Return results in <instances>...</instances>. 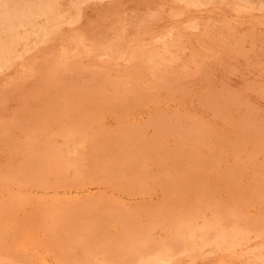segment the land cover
I'll return each instance as SVG.
<instances>
[{
  "label": "rangeland",
  "instance_id": "rangeland-1",
  "mask_svg": "<svg viewBox=\"0 0 264 264\" xmlns=\"http://www.w3.org/2000/svg\"><path fill=\"white\" fill-rule=\"evenodd\" d=\"M38 1L44 3V7L39 9L42 12L37 10L35 13H31V17L28 15V19L26 17L25 21L18 18H15L14 21L13 18L7 19L6 16L1 14V17L0 15L2 18L0 19L2 22L0 23V41L5 48L11 45V49L6 51V55L4 54L0 60V263L35 264L38 260L39 262L36 264H43V262L44 264H53V261H57L54 264H94L95 262L97 264H109L110 262V264H123L121 263L123 260L124 264H136L137 262V264H175L176 258L178 259L176 264L178 262L180 264H252V261L255 264L257 261V264L264 263V0H130L131 2L129 0H87V3L86 0H3L2 2L6 4L7 10H15L18 7L33 6ZM262 5L263 7H260ZM74 6L76 10H74ZM185 6L188 8L186 9ZM161 7L162 11L160 10ZM183 7L185 8L183 9ZM149 12L151 13L148 14ZM233 12L239 15L236 16ZM202 14L204 15L202 16ZM223 15L229 18L223 17ZM152 16L158 18L155 19ZM177 18L179 19L176 21ZM119 20L123 22H119ZM45 21L47 22L45 23ZM182 23L183 25H180ZM153 26L155 28H152ZM199 28H202L201 31ZM222 29L229 33H225L226 31ZM142 31L147 33H142ZM222 31L224 32L222 33ZM232 31L233 33H230ZM260 34L263 36L261 37ZM15 36H18L19 39ZM171 37L173 38L171 39ZM237 38L239 41L236 40ZM48 39L53 41L50 42ZM69 40L72 41V45L75 44L72 46ZM109 41L112 43L110 44ZM107 42L110 45L106 44ZM200 43L201 45H199ZM51 45L54 47H50ZM108 49L110 50L109 53ZM115 49L120 51H115ZM125 50L128 52L126 53ZM175 51L179 53L180 57ZM168 54H170L171 60ZM200 54L202 55L200 56ZM134 55L142 58L139 57V60L138 56ZM92 57H96L95 60ZM180 62H182L183 67ZM177 63L179 64L177 65ZM141 64L143 67H140ZM168 64L170 65L168 66ZM230 66L234 68L232 69ZM261 68L263 69L261 70ZM134 73L135 75H133ZM106 83L109 85L106 86ZM150 99H156V102ZM162 103H165L164 106ZM195 116L200 120H197ZM188 118L189 120H187ZM193 121L195 122L193 123ZM87 138L89 139L87 140ZM84 148L85 150H83ZM145 150L147 151L145 152ZM90 152L91 155L88 154ZM154 154L158 156L156 157ZM139 156L141 157L139 158ZM65 161L68 166H65ZM68 162H72L73 165ZM73 168L75 171L77 169L78 172H75ZM50 177H53L54 180ZM59 179L60 182H57ZM87 179L88 181H86ZM154 179L155 181H153ZM235 181L239 184H236ZM194 205L197 206H195L196 211L193 209ZM188 209L189 212L191 209L190 215L187 212ZM211 209L219 210L214 213ZM248 210L249 212H247ZM197 211H200L199 213L202 215L197 214ZM195 212L199 217L198 219ZM237 213H239V217ZM242 214L247 221L243 219ZM248 214L249 216H247ZM226 216L229 217L228 220L225 219ZM232 218H234L233 223L230 221ZM235 218H241L239 221L241 224L244 223V227L241 226L238 219L235 222ZM175 220L177 221L175 222ZM221 223L224 226L220 225ZM251 224H254L255 229L251 230L253 227ZM257 224L260 225L257 226ZM183 226L184 229H182ZM234 226L237 231H235ZM229 227L232 228V233L228 229ZM260 229L263 231L261 232ZM173 230H175V234H172V232L174 233ZM239 230L243 231V234ZM135 231H139V233ZM141 231L147 235H143ZM176 233L178 234L176 235ZM199 233L202 235L200 236ZM142 235L146 236L144 241L141 239ZM133 237L136 238V241L132 239ZM162 237L166 241L161 240L162 242H159ZM173 238L177 239L174 240ZM138 239H141L138 241L140 244L137 242ZM130 240L134 241L135 244ZM146 240L147 243H145ZM247 241L248 243H246ZM130 242L131 245L134 244L132 247ZM141 242L144 243L142 246ZM149 242H152V245ZM169 242L174 245L172 246ZM124 244L126 247H123ZM138 244L139 249L137 246L135 248V245ZM146 244L150 245L144 246ZM158 244L159 247H157ZM233 244L238 245L235 247ZM178 245H182L179 246L181 250ZM186 245H188V249ZM260 245L262 246L260 247ZM174 246H176V250ZM151 247L153 250L149 252ZM145 248L146 250H144ZM156 248L157 250L154 252ZM119 250L121 253L123 251V253L128 254L127 257L123 253L121 255ZM132 250H136V253ZM193 253L197 257L196 255L193 256ZM114 254L115 256H113ZM173 254L177 255L174 256ZM50 255H53V258ZM136 255L137 258L139 257L138 259ZM150 257L151 260L148 259ZM43 258H45L44 261ZM96 258H98L99 263ZM116 258H120L121 261ZM152 258L156 261L153 262ZM48 259L49 261H46ZM51 259L53 260L51 261ZM92 259H95V262Z\"/></svg>",
  "mask_w": 264,
  "mask_h": 264
},
{
  "label": "bare ground",
  "instance_id": "bare-ground-1",
  "mask_svg": "<svg viewBox=\"0 0 264 264\" xmlns=\"http://www.w3.org/2000/svg\"><path fill=\"white\" fill-rule=\"evenodd\" d=\"M2 1H3V0H2ZM2 1H0V15L2 14V15H4V16H6L7 19H12V18H13V20H14L15 18H18V19H20L21 21H23V20L25 21V20H26V17H27L28 15L31 17V15H30L31 13H33V12L35 13V11H37V10H39V9L41 10V9L44 7V3H43L42 1H38V2L35 3L33 6H26V7L24 6V7H18V8H16L15 10H7V8H6L7 6H6V4H5L4 2H2ZM18 1H20V0H18ZM21 1H22V0H21ZM54 1H55V0H54ZM68 1H69V0H68ZM76 1H78V0H76ZM119 1H120V0H119ZM129 1H130V0H129ZM146 1H147V0H146ZM182 1H183V0H182ZM205 1H206V0H205ZM220 1H221V0H220ZM220 1H219V3H220ZM27 2H28V1H27ZM32 2H33V1H32ZM35 2H36V1H35ZM79 2H80V1H79ZM83 2H84V1H83ZM85 2L87 3V0H86ZM100 2H101V1H100ZM130 2H131V1H130ZM138 2H139V1H138ZM138 2H137V4H138ZM174 2H175V1H174ZM53 3H54V2H53ZM158 3H159V2H158ZM196 3H198V2H196ZM196 3H195V4H196ZM248 3H249V2H248ZM251 3H252V2H251ZM260 3H261V2H260ZM9 4H10V3H9ZM28 4H29V3H28ZM71 4H72V3H71ZM77 4H78V3H77ZM117 4H120V3H117ZM121 4H122V3H121ZM128 4H129V3H128ZM179 4H180V2H179ZM187 4H189V3L187 2ZM191 4H192V3H191ZM191 4H190V5H191ZM30 5H31V4H30ZM57 5H58V4H57ZM75 5H76V4H75ZM99 5H100V4H99ZM110 5H111V4H110ZM134 5H135V4H134ZM142 5H143V4H142ZM144 5H145V4H144ZM160 5H161V4H160ZM163 5H164V4H163ZM184 5H185V4H184ZM207 5H208V4H207ZM232 5H233V4H232ZM243 5H244V4H243ZM249 5H250V4H249ZM260 5H261V4H260ZM263 5H264V4H263ZM263 5L260 6V7H263ZM11 6H12V5H11ZM52 6H53V4H52ZM88 6H89V5H88ZM123 6H124V5H123ZM137 6H138V5H137ZM187 6H188V5H187ZM187 6H185L186 9L188 8ZM198 6H199V5H198ZM202 6H203V5H202ZM209 6H211V5L209 4ZM217 6H218V9H219V5H218V4H217ZM221 6H222V5H221ZM221 6H220V7H221ZM234 6H235V5H234ZM234 6H233V7H234ZM47 7H48V6H47ZM74 7H75V6H74ZM74 7H73V8H74ZM104 7H105V6H104ZM107 7H109V6H107ZM115 7H116V6H115ZM159 7H160V6H159ZM165 7H166V6H165ZM185 7H183V9H184ZM207 7H208V6H207ZM207 7H206V8H207ZM213 7H214V6H213ZM222 7H223V6H222ZM230 7H231V6H230ZM236 7H238V6H236ZM241 7H242V5H241ZM13 8H14V7H13ZM13 8H12V9H13ZM51 8H52V7H51ZM59 8H60V7H59ZM80 8H81V7H80ZM80 8H79V9H80ZM100 8H101V7H100ZM105 8H106V7H105ZM169 8H170V7H169ZM176 8H177V7H176ZM194 8H195V7H194ZM194 8H192V9H194ZM216 8H217V7H216ZM223 8H224V7H223ZM234 8H235V7H234ZM45 9H46V8H45ZM77 9H78V8H77ZM112 9H113V8H112ZM122 9H123V8H122ZM167 9H168V8H167ZM170 9H171V8H170ZM196 9H197V8H196ZM199 9H200V7H199ZM230 9H231V8H230ZM235 9H236V8H235ZM241 9H242V8H241ZM246 9H247V8H246ZM248 9H249V8H248ZM40 10H39V11H40ZM52 10H54V9H52ZM74 10H76V7H75ZM81 10H82V9H81ZM132 10H133V9H132ZM152 10H154V9H152ZM160 10L162 11V7H161ZM210 10H213V9H210ZM225 10H226V9H225ZM237 10H238V9H237ZM45 11H47V10H45ZM55 11H56V10H55ZM77 11H78V10H77ZM126 11H127V10H126ZM168 11H170V10H168ZM177 11H178V10H177ZM177 11H175V12H177ZM183 11H184V10H183ZM185 11H186V10H185ZM187 11H188V10H187ZM187 11H186V12H187ZM195 11H196V10H195ZM204 11H205V10H204ZM229 11H231V10H229ZM229 11H228V12H229ZM232 11H233V10H232ZM243 11H245V10H243ZM258 11H259V9H258ZM262 11H263V10H262ZM40 12H42V11H40ZM104 12H105V11H104ZM110 12H111V11H110ZM131 12H134V11H131ZM147 12H148V11H147ZM151 12H152V11H151ZM151 12H149L148 14H150ZM158 12H159V11H158ZM158 12H157V13H158ZM166 12H167V11H166ZM186 12H184V13H186ZM188 12H189V11H188ZM192 12H193V11H192ZM201 12H202V11H201ZM207 12H208V11H207ZM221 12H222V11H221ZM239 12L241 13V11H239ZM259 12H261V11H259ZM43 13H44V11H43ZM48 13H49V12H48ZM51 13H52V12H51ZM64 13H65V12H64ZM107 13H108V12H107ZM111 13H112V12H111ZM136 13H137V12H136ZM171 13H172V12H171ZM177 13H178V12H177ZM179 13H180V12H179ZM202 13H203V12H202ZM211 13H212V12H211ZM216 13H217V12H216ZM230 13H232V12H230ZM233 13H234V12H233ZM58 14H59V13H58ZM60 14H61V13H60ZM95 14H96V13H95ZM144 14H145V13H144ZM148 14H147V15H148ZM182 14H183V13H182ZM188 14H191V13H188ZM198 14H199V13H198ZM200 14H201V13H200ZM207 14H209V13H207ZM225 14H226V13H225ZM234 14H235V13H234ZM242 14H243V13H242ZM248 14H249V13H248ZM2 15H1V17H2ZM34 15H35V14H34ZM48 15H49V14H48ZM52 15H53V14H52ZM52 15H51V16H52ZM74 15H75V14H74ZM101 15H102V14H101ZM103 15H104V14H103ZM103 15H102V16H103ZM109 15H110V14H109ZM119 15H120V14H119ZM130 15H131V13H130ZM137 15H138V14H137ZM157 15H158V14H157ZM178 15H179V14H178ZM178 15H177V16H178ZM192 15L194 16V14H192ZM203 15H204V14H202V16H203ZM217 15H219V14H217ZM229 15H230V14H229ZM235 15H236V14H235ZM237 15H239V14H237ZM237 15H236V16H237ZM240 15H241V14H240ZM40 16H41V15H40ZM46 16H47V15H46ZM46 16H45V17H46ZM53 16H55V15H53ZM53 16H52V17H53ZM58 16H59V15H58ZM112 16H113V15H112ZM149 16H150V15H149ZM172 16H173V14H172ZM179 16H180V15H179ZM179 16H178V17H179ZM219 16H220V15H219ZM260 16H261V15H260ZM30 17H29V18H30ZM35 17H36V16H35ZM52 17H51V18H52ZM61 17H62V16H61ZM77 17H78V16H77ZM97 17H98V16H97ZM115 17H116V16H115ZM118 17H119V16H118ZM121 17H124V16L121 15ZM128 17H129V16H128ZM152 17H155V16H152ZM152 17H150V18H152ZM173 17H174V16H173ZM208 17H209V15H208ZM211 17H212V16H211ZM213 17H214V16H213ZM220 17H221V16H220ZM223 17H226V15H225V16L223 15ZM238 17H239V16H238ZM37 18H38V17H37ZM53 18H54V17H53ZM59 18H60V16H59ZM71 18H72V17H71ZM73 18H75V17H73ZM94 18H95V17H94ZM130 18H131V17H130ZM157 18H158V17H157ZM157 18L155 17V19H157ZM160 18H161V17H160ZM170 18H171V17H170ZM179 18H180V17H179ZM179 18H177L176 21H177ZM191 18H192V16H191ZM204 18H205V17H204ZM206 18H207V17H206ZM215 18H216V17H215ZM226 18H229V17H226ZM246 18H247V17H246ZM254 18H255V17H254ZM258 18H259V17H258ZM0 19H2V18H0ZM7 19H6V20H7ZM27 19H28V17H27ZM40 19H41V18H40ZM45 19H46V18H45ZM49 19H50V18H49ZM55 19H56V17H55ZM86 19H88V18H86ZM112 19H113V18H112ZM112 19H111V20H112ZM122 19H123V18H122ZM122 19H121V20H122ZM135 19H136V18H135ZM172 19H175V18H172ZM201 19H202V18H201ZM211 19H212V18H211ZM217 19H218V17H217ZM217 19H216V20H217ZM35 20H36V18H35ZM52 20H53V19H52ZM71 20H73V19H71ZM75 20H76V19H75ZM79 20H80V19H79ZM84 20H85V19H84ZM93 20H94V19H93ZM98 20H99V18H98ZM111 20H110V21H111ZM115 20H116V19H115ZM121 20H119V22H120ZM133 20H134V19H133ZM142 20H143V19H142ZM202 20H203V19H202ZM224 20H225V19H224ZM237 20H238V19H237ZM243 20H244V19H243ZM249 20H250V19H249ZM255 20H256V19H255ZM263 20H264V19H263ZM3 21H4V20H3ZM14 21H15V20H14ZM32 21H34V20H32ZM36 21H37V20H36ZM55 21H56V20H55ZM57 21H59V20H57ZM112 21H114V19H113ZM144 21H145V20H144ZM176 21H175V23H176ZM183 21H184V20H183ZM218 21H219V20H218ZM220 21H221V18H220ZM220 21H219L218 23H220ZM228 21H229V20H228ZM235 21H236V20H235ZM7 22H8V21H7ZM46 22H47V21H45V23H46ZM51 22H52V21H51ZM62 22H63V21H62ZM71 22H72V21H71ZM76 22H77V21H76ZM107 22H108V21H107ZM116 22H117V21H116ZM121 22H123V21H121ZM137 22H138V19H137ZM168 22H169V21H168ZM168 22H167V23H168ZM204 22H205V21H204ZM211 22H212V21H211ZM238 22H241V21H238ZM252 22H254V21H252ZM0 23H2V22H0ZM13 23H14V22H13ZM13 23H12V24H13ZM18 23H20V22H18ZM18 23H17V24H18ZM21 23H22V22H21ZM84 23H85V22H84ZM94 23H96V22H94ZM108 23H109V22H108ZM140 23H141V22H140ZM177 23H178V22H177ZM186 23H187V22H186ZM202 23H203V22H202ZM209 23H210V22H209ZM218 23H217V24H218ZM235 23H236V22H235ZM249 23H250V22H249ZM262 23H263V21H262ZM23 24L25 25L24 22H23ZM27 24H28V23H27ZM32 24H33V23H32ZM52 24H53V23H52ZM63 24H64V23H63ZM76 24H77V23H76ZM110 24H111V22H110ZM118 24H119V23H118ZM132 24H133V23H132ZM169 24H170V23H169ZM172 24H173V23H172ZM205 24H206V23H205ZM212 24H213V23H212ZM217 24H216V25H217ZM243 24H244V23H243ZM258 24H259V23H258ZM7 25H8V24H7ZM43 25H44V24H43ZM46 25H47V24H46ZM48 25H49V24H48ZM92 25H93V24H92ZM96 25H97V24H96ZM111 25H112V24H111ZM114 25H115V23H114ZM122 25H123V24H122ZM127 25H128V24H127ZM180 25H183V23L180 24ZM190 25H191V23H190ZM194 25H195V24H194ZM234 25H235V24H234ZM262 25H263V24H262ZM26 26H27V25H26ZM68 26H69V25H68ZM100 26H101V25H100ZM120 26H121V25H120ZM128 26H129V25H128ZM151 26H152V25H151ZM166 26H167V25H166ZM172 26H173V25H172ZM174 26H175V25H174ZM188 26H189V25H188ZM199 26H200V25H199ZM202 26H203V25H202ZM214 26H215V25H214ZM218 26H219V25H218ZM230 26H231V25H230ZM237 26H238V25H237ZM254 26H255V24H254ZM2 27H3V26H2ZM18 27H19V26H18ZM34 27H35V26H34ZM34 27H33V28H34ZM61 27H62V26H61ZM109 27H110V26H109ZM132 27H133V26H132ZM132 27H130V28L132 29ZM156 27H157V26H156ZM181 27H183V26H181ZM184 27H185V26H184ZM203 27H204V26H203ZM219 27H220V29H221L222 24H221V26H219ZM228 27H229V26H228ZM235 27H236V25H235ZM242 27H243V26H242ZM5 28H6V27H5ZM39 28H41V27H39ZM99 28H100V27H99ZM145 28H146V27H145ZM145 28H144V29H145ZM152 28H155V27L153 26ZM215 28H216V27H215ZM225 28H226V27H225ZM253 28H254V27H253ZM256 28H257V27H256ZM261 28H262V27H261ZM1 29H2V28H1ZM9 29H10V28H9ZM13 29H14V26H13ZM29 29H30V28H29ZM72 29H73V28H72ZM72 29H71V30H72ZM94 29H95V27H94ZM120 29H121V27H120ZM122 29H123V28H122ZM147 29H148V28H147ZM158 29H159V27H158ZM180 29H181V28H180ZM199 29H200V28H199ZM201 29H202V28H201ZM201 29H200V31H201ZM209 29H210V28H209ZM209 29H208V30H209ZM239 29H240V28H239ZM239 29H238V30H239ZM4 30H5V29H4ZM6 30H7V28H6ZM11 30H12V29H11ZM41 30H42V29H41ZM99 30H100V29H99ZM136 30H137V29H136ZM173 30H174V28H173ZM178 30H179V29H178ZM181 30H183V29H181ZM184 30H185V28H184ZM189 30H190V29H189ZM211 30H212V29H211ZM214 30H215V29H214ZM218 30H219V29H218ZM222 30H225V29H222ZM231 30H232V29H231ZM235 30H236V29H235ZM249 30H250V29H249ZM263 30H264V29H263ZM8 31H9V30H8ZM8 31H7V32H8ZM12 31H13V30H12ZM31 31H32V30H31ZM55 31H56V30H55ZM68 31H69V30H68ZM73 31H74V30H73ZM81 31H82V30H81ZM101 31H102V30H101ZM140 31H141V30H140ZM146 31H147V30H146ZM146 31H142V33H143V32L145 33ZM163 31H164V30H163ZM192 31H193V30H192ZM192 31H191V32H192ZM194 31H195V30H194ZM202 31H204V30H202ZM206 31H207V30H206ZM220 31H221V30H220ZM225 31H226V30H225ZM229 31H230V30H229ZM241 31H243V30H241ZM241 31H240V32H241ZM252 31H253V29H252ZM10 32H11V31H10ZM15 32H16V31H15ZM23 32H25V31H23ZM27 32H28V30H27ZM33 32H34V31H33ZM37 32H38V31H37ZM75 32H76V30H75ZM123 32H124V31H123ZM173 32H174V31H173ZM175 32H176V31H175ZM182 32H183V31H182ZM188 32H189V31H188ZM223 32H224V31H222V33H223ZM243 32H244V31H243ZM247 32H248V30H247ZM247 32H246V33H247ZM261 32H263V31H261ZM63 33H64V32H63ZM93 33H94V32H93ZM96 33H98V32H96ZM99 33H100V32H99ZM121 33H122V32H121ZM142 33H141V34H142ZM146 33H147V32H146ZM204 33H205V32H204ZM212 33H213V32H212ZM212 33H211V35H212ZM225 33H229V32L226 31ZM230 33H233V31L230 32ZM253 33H254V32H253ZM5 34H6V33H5ZM33 34H34V33H33ZM39 34H40V33H39ZM41 34H42V31H41ZM60 34H61V33H59V35H60ZM75 34H77V33H75ZM85 34H86V33H85ZM104 34H105V33H104ZM122 34H123V33H122ZM122 34H120V35H122ZM134 34H136V33L134 32ZM137 34H138V33H137ZM195 34H196V33H195ZM237 34H238V33H237ZM243 34H244V33H243ZM254 34H255V33H254ZM262 34H263V33H262ZM7 35H8V34H7ZM17 35H18V34H17ZM24 35H25V34H24ZM31 35H32V34H31ZM52 35H53V34H52ZM64 35H65V34H64ZM81 35H82V34H81ZM88 35H89V34H88ZM92 35H93V34H92ZM117 35H118V34H117ZM129 35H130V34H129ZM191 35H192V34H191ZM199 35H200V34H199ZM217 35H218V34H217ZM219 35H220V34H219ZM223 35H224V34H223ZM223 35H222V36H223ZM225 35H226V34H225ZM230 35H231V34H230ZM250 35H252V34H250ZM257 35H258V34H257ZM260 35H261V34H260ZM9 36H10V35H9ZM9 36H8V37H9ZM19 36H20V34H19ZM35 36H36V35H35ZM39 36H41V35H39ZM55 36H56V35H55ZM55 36H54V38H55ZM61 36H62V34H61ZM61 36H60V37H61ZM79 36H80V34H79ZM100 36H101V35H100ZM146 36H147V35H146ZM183 36H184V35H183ZM208 36H209V35H208ZM234 36H236V35H234ZM254 36H255V35H254ZM262 36H263V35H261V37H262ZM8 37H7V38H8ZM15 37L17 38L18 36H15ZM24 37H25V36H24ZM26 37H27V36H26ZM28 37H29V35H28ZM28 37H27V38H28ZM47 37H48V36H47ZM52 37H53V36H52ZM56 37H57V36H56ZM72 37H73V36H72ZM77 37H78V36H77ZM77 37H76V39H77ZM83 37H84V36H83ZM90 37H91V36H90ZM97 37H98V36H97ZM118 37H120V36H118ZM148 37H149V36H148ZM148 37H147V38H148ZM173 37H174V36H173ZM173 37H171V39H172ZM199 37H200V36H199ZM203 37H205V36H203ZM210 37H211V36H210ZM224 37H225V36H224ZM231 37H232V36H231ZM236 37H237V36H236ZM239 37H240V36H239ZM258 37H259V36H258ZM12 38H13V37H12ZM38 38H40V37H38ZM69 38H71V37H69ZM74 38H75V37H74ZM74 38H73V39H74ZM93 38H94V37H93ZM98 38H100V37H98ZM167 38H168V37H167ZM177 38H178V36H177ZM180 38H181V37H180ZM182 38H183V37H182ZM193 38H194V37H193ZM193 38H192V39H193ZM214 38H215V37H214ZM233 38H234V37H233ZM233 38H232V39H233ZM241 38H245V37H241ZM249 38H250V37H249ZM254 38H255V37H254ZM17 39H19V37H18ZM20 39H21V38H20ZM46 39H47V38H46ZM46 39H44V40H46ZM58 39H59V38H58ZM60 39H61V38H60ZM73 39H72V41H73ZM89 39H90V38H89ZM101 39H102V36H101ZM111 39H112V38H111ZM134 39H135V38H134ZM154 39H155V38H154ZM174 39H175V38H174ZM194 39H195V38H194ZM197 39H198V38H197ZM212 39H213V38H212ZM259 39L261 40V38H259ZM262 39H263V38H262ZM25 40H26V39H25ZM38 40H40V39H38ZM38 40H37V41H38ZM48 40H49V39H48ZM54 40H55V39H54ZM81 40H82V39H81ZM83 40H84V39H83ZM91 40H92V39H91ZM98 40H99V39H98ZM98 40H97V41H98ZM114 40H117V39H114ZM114 40H113V41H114ZM127 40H128V39H127ZM131 40H132V39H131ZM139 40H140V39H139ZM139 40H138V41H139ZM183 40H184V39H183ZM205 40H206V39H205ZM229 40H230V39H229ZM236 40L239 41L238 38H237ZM18 41H19V40H18ZM23 41H24V40H23ZM35 41H36V40H35ZM35 41H34V43L37 42V41H36V42H35ZM49 41H50V40H49ZM52 41H53V40H52ZM52 41H50V42H52ZM56 41H57V40H56ZM58 41H59V40H58ZM72 41L69 40L70 44H71ZM88 41H89V40H88ZM129 41H130V40H129ZM155 41H156V40H155ZM163 41H164V40H163ZM169 41H170V40H169ZM186 41H187V38H186ZM193 41H194V40H193ZM195 41H196V40H195ZM199 41H200V40H198V42H199ZM202 41H203V40H202ZM209 41H210V40H209ZM224 41H226V40H224ZM240 41H241V40H240ZM3 42H4V41H3ZM26 42H27V41H26ZM26 42H25V43H26ZM61 42H62V41H61ZM69 42H68V43H69ZM73 42H74V41H73ZM94 42H95V41H94ZM98 42H99V41H98ZM109 42H110V41H109ZM115 42H116V41H115ZM124 42H125V40H124ZM124 42H123V43H124ZM135 42H136V41H135ZM139 42H140V41H139ZM143 42H144V41H143ZM149 42H150V40H149ZM181 42H182V41H181ZM200 42H201V41H200ZM216 42H217V41H216ZM246 42H247V41H246ZM252 42H253V41H252ZM7 43H9V42H7ZM40 43H41V42H40ZM82 43H83V42H82ZM86 43H87V42H86ZM89 43H90V42H89ZM96 43H97V42H96ZM111 43H112V42H110V44H111ZM125 43H127V42H125ZM130 43H131V42H130ZM140 43H141V42H140ZM145 43H146V42H145ZM145 43H144V44H145ZM147 43H148V42H147ZM195 43H196V42H195ZM195 43H194V44H195ZM204 43H205V41H204ZM204 43H203V45H204ZM219 43H221V42H219ZM224 43H225V42H224ZM239 43H240V42H239ZM9 44H10V43H9ZM11 44H12V43H11ZM42 44H43V43H42ZM44 44H45V43H44ZM46 44H47V43H46ZM60 44H61V43H60ZM64 44H65V43H64ZM74 44H75V43H73V45H74ZM76 44H77V43H76ZM83 44H84V43H83ZM106 44H108V42H107ZM110 44H108V45H110ZM121 44H122V43H121ZM121 44H120V45H121ZM152 44H153V43H152ZM166 44H167V43H166ZM188 44H189V43H188ZM188 44H187V45H188ZM208 44H209V43H208ZM213 44H214V43H213ZM222 44H223V43H222ZM237 44H238V43H237ZM250 44H251V43H250ZM258 44H259V43H258ZM37 45H38V44H37ZM71 45H72V44H71ZM73 45H72V46H73ZM108 45H107V46H108ZM113 45H114V44H113ZM115 45H116V44H115ZM118 45H119V44H118ZM125 45H126V44H125ZM132 45H133V44H132ZM134 45H135V44H134ZM168 45H169V43H168ZM170 45H171V44H170ZM172 45H173V44H172ZM175 45H176V44H175ZM175 45H174V46H175ZM177 45H178V44H177ZM180 45H181V44H180ZM192 45H193V44H192ZM199 45H201V43H200ZM217 45H218V44H217ZM39 46H40V45H39ZM47 46H48V45H47ZM52 46H53V45H51L50 47H52ZM60 46H61V45H60ZM67 46H69V45H67ZM80 46H81V45H80ZM83 46H84V45H83ZM107 46H105V47H107ZM111 46H112V45H111ZM127 46H128V45H127ZM142 46H143V45H142ZM150 46H151V45H150ZM160 46H162V45H160ZM165 46H166V45H165ZM224 46H226V45H224ZM246 46H247V45H246ZM254 46H255V45H254ZM261 46H262V45H261ZM53 47H54V46H53ZM58 47H59V46H58ZM78 47H79V46H78ZM94 47H95V46H94ZM105 47H104V48H105ZM109 47H110V46H109ZM128 47H129V46H128ZM128 47H127V48H128ZM138 47H139V46H138ZM154 47H155V46H154ZM177 47H178V46H177ZM189 47H191L190 44H189ZM192 47H193V46H192ZM197 47H198V46H197ZM211 47H212V46H211ZM230 47H231V46H230ZM244 47H245V45H244ZM244 47H243V48H244ZM249 47H250V46H249ZM252 47H253V46H252ZM24 48H25V47H24ZM56 48H57V47H56ZM61 48H62V47H61ZM110 48H111V47H110ZM113 48H114V47H113ZM116 48H117V47H116ZM133 48H134V47H133ZM139 48H141V47H139ZM145 48H146V47H145ZM167 48H168V46H167ZM208 48H209V46H208ZM218 48H219V47H218ZM232 48H233V47H232ZM10 49H11V45H9L8 47L5 48L4 44L1 43V41H0V60L2 59V57H4L5 52L8 51V50H10ZM12 49H13V47H12ZM19 49H20V48H19ZM59 49H60V48H59ZM69 49H70V48H69ZM79 49H80V48H79ZM82 49H83V48H82ZM87 49H89V48H87ZM87 49H86V50H87ZM91 49H92V48H91ZM100 49H102V48H100ZM135 49H136V48H135ZM143 49H144V48H143ZM148 49H151V48H148ZM158 49H159V48H158ZM168 49H169V48H168ZM180 49H181V48H180ZM184 49H185V47H184ZM192 49H194V48H192ZM192 49H191V50H192ZM195 49H196V48H195ZM195 49H194V50H195ZM201 49H202V48H201ZM209 49H210V48H209ZM221 49H222V48H221ZM224 49H225V48H224ZM234 49H235V48H234ZM14 50H15V49H14ZM104 50H105V49H104ZM111 50H112V49H111ZM122 50H123V49H122ZM139 50H140V49H139ZM161 50H162V49H161ZM206 50H207V49H206ZM230 50H231V49H230ZM232 50H233V49H232ZM239 50H240V49H239ZM245 50H246V48H245ZM256 50H257V49H256ZM256 50H255V51H256ZM261 50H262V49H261ZM19 51H20V50H19ZM21 51H22V49H21ZM23 51H24V50H23ZM38 51H39V50H38ZM57 51H58V50H57ZM70 51H71V50H70ZM75 51L77 52V50H75ZM78 51H79V50H78ZM92 51H93V50H92ZM92 51H91V53H92ZM102 51H103V49H102ZM102 51H101V52H102ZM105 51H106V50H105ZM113 51H114V50H113ZM115 51H120V50L115 49ZM125 51H126V50H125ZM131 51H132V50H131ZM136 51H137V50H136ZM148 51H149V50H148ZM150 51H151V50H150ZM153 51H154V50H153ZM156 51H157V50H156ZM166 51H167V50H166ZM169 51H171V50H169ZM186 51H187V50H186ZM202 51H204V50H202ZM207 51H208V50H207ZM220 51H221V50H220ZM233 51H234V50H233ZM241 51H242V50H241ZM64 52H66V51H64ZM86 52H87V51H86ZM86 52H85V53H86ZM109 52H110V50L108 49V53H109ZM121 52H122V51H121ZM127 52H128V51H126V53H127ZM129 52H130V51H129ZM161 52H162V51H161ZM161 52H160V54H162ZM175 52H176V51H175ZM178 52L181 53V51H178ZM187 52H188V51H187ZM189 52H190V51H189ZM197 52H199V51H197ZM200 52H201V51H200ZM210 52H211V51H210ZM215 52H216V51H215ZM228 52H229V51H228ZM243 52H244V51H243ZM246 52H247V50H246ZM253 52H254V50H253ZM9 53H10V52H9ZM32 53H33V52H32ZM58 53H59V52H58ZM58 53H57V55H58ZM89 53H90V52H89ZM103 53H104V52H103ZM130 53H131V52H130ZM153 53H154V52H153ZM173 53H174V52H173ZM176 53H177V52H176ZM191 53H192V52H191ZM213 53H214V52H213ZM219 53H220V52H219ZM241 53H242V52H241ZM10 54H11V53H10ZM12 54H13V52H12ZM39 54H40V53H39ZM64 54H65V53H64ZM66 54H67V53H66ZM75 54H77V53H75ZM93 54H94V53H93ZM93 54H92V55H93ZM96 54H97V53H96ZM98 54H99V53H98ZM134 54H135V53H134ZM149 54H150V53H149ZM157 54H158V53H157ZM171 54H172V53H171ZM177 54H178L177 56H179V53H177ZM208 54H210V53H208ZM211 54H212V53H211ZM225 54H226V52H225ZM236 54H237V52L235 53V55H236ZM247 54H248V52H247ZM255 54H256V53H255ZM5 55H6V54H5ZM17 55H18V54H17ZM68 55H69V53H68ZM83 55H84V54H83ZM90 55H91V54H90ZM94 55H95V54H94ZM103 55H104V54H103ZM111 55H112V53L110 54V58H111ZM129 55H130V54H129ZM143 55H144V54H143ZM150 55H151V54H150ZM154 55H155V54H154ZM169 55H170V54H168V57H169ZM182 55H183V54H182ZM201 55H202V54H200V56H201ZM219 55H220V54H219ZM9 56H10V55H9ZM25 56H26V54H25ZM78 56H79V55H78ZM80 56H81V55H80ZM117 56H118V55H117ZM125 56H126V55H125ZM134 56H136V55H134ZM137 56H138V55H137ZM137 56H136V57H137ZM158 56H159V55H158ZM173 56H175V55L173 54ZM189 56H190V55H189ZM192 56H193V54H192ZM198 56H199V54H198ZM210 56H211V55H210ZM241 56H242V55H241ZM245 56H246V55H245ZM65 57H66V56H65ZM127 57H129V56H127ZM130 57H131V56H130ZM130 57H129V58H130ZM136 57H134V58H136ZM139 57H141V56H138L137 58H139ZM154 57H155V56H154ZM166 57H167V56H166ZM179 57H180V56H179ZM183 57H184V56H183ZM217 57H218V56H217ZM219 57H220V56H219ZM232 57H233V56H232ZM7 58H8V57H7ZM11 58H12V57H11ZM16 58H17V57H16ZM24 58H25V57H24ZM27 58H28V57H27ZM77 58H79V57H77ZM94 58H96V57H94ZM94 58L92 57V59H94ZM141 58H142V57H141ZM163 58H164V57H163ZM199 58H200V57H199ZM202 58H203V57H202ZM238 58H239V57H238ZM248 58H249V57H248ZM257 58H258V57H257ZM14 59H15V58H14ZM79 59H80V58H79ZM113 59H114V58H113ZM121 59H122V58H121ZM125 59H126V58H125ZM156 59H157V58H156ZM169 59H170V57H169ZM175 59H176V58H175ZM189 59H190V58H189ZM217 59H218V58H217ZM261 59H262V57H261ZM4 60H5V59H4ZM21 60H22V59H21ZM27 60H28V59H27ZM27 60H26V61H27ZM29 60H30V59H29ZM73 60H75V59H73ZM76 60H77V59H76ZM94 60H95V59H94ZM97 60H98V58H97ZM139 60H140V58H139ZM141 60H142V59H141ZM148 60H150V59H148ZM170 60H171V59H170ZM192 60H193V59H192ZM200 60H202V59H200ZM243 60H244V59H243ZM263 60H264V59H263ZM263 60H262V61H263ZM17 61H18V60H17ZM23 61H24V60H23ZM102 61H104V60H102ZM121 61H122V60H121ZM134 61H136V60H134ZM134 61H133V62H134ZM143 61H145V60L143 59ZM152 61H153V60H152ZM158 61H159V59H158ZM162 61H163V60H162ZM162 61H160V62H162ZM195 61H196V60H195ZM198 61H199V60H198ZM203 61H204V60H203ZM245 61H246V60H245ZM256 61H257V60H256ZM258 61H259V60H258ZM6 62H7V61H6ZM19 62H20V61H19ZM83 62H84V61H83ZM130 62H131V61H130ZM145 62H146V61H145ZM170 62H171V61H170ZM173 62L175 63V61H173ZM185 62H186V61H185ZM207 62H208V61H207ZM213 62H214V61H213ZM2 63H3V62H2ZM13 63H14V62H13ZM13 63H12V64H13ZM92 63H94V62H92ZM126 63H127V62H126ZM126 63H125V64H126ZM134 63H135V62H134ZM140 63H141V61H140ZM157 63H158V62H157ZM162 63H163V62H162ZM167 63H168V61H167ZM181 63H182V62H180V64H181ZM189 63H190V62H189ZM262 63H263V62H262ZM7 64H8V63H7ZM21 64H22V63H21ZM86 64H87V63H86ZM102 64H103V63H102ZM106 64H107V63H106ZM129 64H130V63H129ZM129 64H128V65H129ZM135 64H136V63H135ZM149 64H150V61H149ZM154 64H155V62H154ZM165 64H166V63H165ZM178 64H179V63H177V65H178ZM196 64H197V63H196ZM205 64L207 65V63H205ZM240 64H241V63H240ZM251 64H252V63H251ZM251 64H250V65H251ZM79 65H80V63H79ZM97 65H98V63H97ZM130 65H133V64H130ZM169 65H170V64H168V66H169ZM172 65H173V64H172ZM181 65H182V67H183V64H181ZM261 65H263V64H261ZM13 66H14V65H13ZM82 66H83V65H82ZM126 66H127V65H126ZM138 66H139V64H138ZM144 66H145V65H144ZM150 66H151V64H150ZM150 66H149V67H150ZM168 66H167V67H168ZM195 66H196V65H195ZM197 66H198V65H197ZM201 66H202V65H201ZM207 66H208V65H207ZM221 66H222V65H221ZM225 66H226V64H225ZM228 66H229V65H228ZM245 66H246V64H245ZM248 66H249V65H248ZM253 66H254V64H253ZM79 67H80V66H79ZM103 67H104V66H103ZM132 67H134V66H132ZM136 67H137V66H136ZM140 67H143L142 64H141ZM171 67H172V66H171ZM179 67H180V66H179ZM203 67H204V66H203ZM203 67H202V68H203ZM230 67H232V66H230ZM262 67H263V66H262ZM6 68H7V67H6ZM138 68H139V67H138ZM138 68H137V70L140 69V68H139V69H138ZM144 68L146 69V66H145ZM158 68H159V67H158ZM163 68H164V67H163ZM189 68H190V67H189ZM233 68H234V67H232V69H233ZM252 68H253V67H252ZM263 68H264V67H263ZM263 68H261V70H262ZM3 69H4V68H3ZM79 69H80V68H79ZM88 69H89V67H88ZM131 69H132V68H131ZM133 69H134V68H133ZM150 69H151V68H150ZM154 69H155V68H154ZM184 69H185V67H184ZM192 69H193V68H192ZM225 69H226V68H225ZM246 69H247V68H246ZM80 70H81V69H80ZM85 70H86V69H85ZM137 70H136V71H137ZM155 70H157V69H155ZM173 70H174V69H173ZM193 70H194V69H193ZM2 71H3V70H2ZM81 71H82V70H81ZM81 71H80V72H81ZM142 71H143V70H142ZM146 71H147V70H146ZM159 71H160V70H159ZM161 71H162V70H161ZM176 71H177V70H176ZM196 71H197V70H196ZM227 71H228V70H227ZM231 71H232V70H231ZM235 71H236V70H235ZM88 72H89V71H88ZM106 72H107V71H106ZM165 72H166V71H165ZM172 72H174V71H172ZM236 72H237V71H236ZM136 73H138V71H137ZM159 73H160V72H159ZM193 73H194V72H193ZM224 73H225V72H224ZM233 73H234V72H233ZM83 74H84V73H83ZM85 74H86V73H85ZM164 74H165V73H164ZM174 74H175V73H174ZM226 74H228V73H226ZM89 75H90V73H89ZM133 75H135V73H134ZM158 75H159V74H158ZM167 75H168V73L166 74V76H167ZM170 75H171V74H170ZM172 75H173V74H172ZM176 75H177V74H176ZM185 75H186V74H185ZM194 75H195V74H194ZM228 75H229V74H228ZM124 76H125V75H124ZM151 76H153V75H151ZM186 76H187V75H186ZM246 76H247V75H246ZM260 76H261V75H260ZM169 77H170V76H169ZM173 77H174V76H173ZM94 78H95V77H94ZM104 78H105V77H104ZM134 78H135V77H134ZM159 78H161V77H159ZM182 78H183V77H182ZM260 78H261V77H260ZM100 79H101V78H100ZM124 79H125V78H124ZM138 79H139V78H138ZM155 79H156V78H155ZM186 79H187V78H186ZM95 80H97V79H95ZM135 80H137V79H135ZM156 80H157V79H156ZM191 80H192V79H191ZM124 81H125V80H124ZM150 81H151V80H150ZM162 81H163V80H162ZM192 81H193V80H192ZM104 82H105V81H104ZM140 82H142V81H140ZM159 82H160V81H159ZM168 82H169V80H168ZM145 83H146V82H145ZM154 83H155V82H154ZM172 83H173V81H172ZM178 83H179V82H178ZM81 84H82V83H81ZM146 84H147V83H146ZM156 84H157V83H156ZM169 84H170V82H169ZM182 84H183V83H182ZM246 84H247V83H246ZM259 84H260V83H259ZM105 85L107 86V85H109V84L106 83ZM116 85H117V84H116ZM140 85H141V84H140ZM153 85H154V84H153ZM164 85H165V84H164ZM171 85H172V84H171ZM175 85H176V84H175ZM175 85H174V86H175ZM254 85H255V83H254ZM261 85H263V84H261ZM141 86H142V85H141ZM143 86L146 87V85H143ZM148 86H149V85H148ZM160 86H161V85H160ZM186 86H187V85H186ZM111 87H112V86L110 85V88H111ZM122 87H123V86H122ZM153 87H154V86H153ZM166 87H167V86H166ZM170 87H171V86H170ZM177 87H178V86H177ZM177 87H176V88H177ZM234 87H235V86H234ZM250 87H251V86H250ZM252 87H253V86H252ZM173 88H174V87H173ZM184 88H185V86H184ZM189 88H190V87H189ZM246 88L248 89V87H246ZM257 88H259V87H257ZM100 89H101V88H100ZM136 89H137V88H136ZM98 90H99V89H98ZM112 90H113V89H112ZM137 90H139V89H137ZM142 90H143V89H142ZM147 90H148V88H147ZM150 90H151V89H150ZM159 90H161V89H159ZM180 90H181V89H180ZM255 90H256V89H255ZM258 90H259V89H258ZM154 91H155V90H154ZM154 91H153V92H154ZM156 91H157V89H156ZM175 91H176V90H175ZM245 91H246V90H245ZM118 92H119V90H118ZM133 92H135V91H133ZM143 92H144V91H143ZM148 92H149V91H148ZM161 92H163V91H161ZM169 92H170V91H169ZM251 92H252V91H251ZM263 92H264V91H263ZM36 93H37V92H36ZM102 93H103V92H102ZM138 93H139V92H138ZM138 93H137V94H138ZM140 93H141V92H140ZM159 93H160V92H159ZM177 93H180V92H177ZM181 93H182V91H181ZM214 93H215V92H214ZM259 93H260V92H259ZM261 93H262V92H261ZM128 94H129V93H128ZM182 94H183V93H182ZM210 94H211V93H210ZM229 94H230V93H229ZM117 95H118V94H117ZM122 95H123V94H122ZM129 95H130V94H129ZM175 95H176V94H175ZM193 95H195V94H193ZM221 95H222V94H221ZM227 95H228V94H227ZM250 95H251V94H250ZM257 95H258V94H257ZM261 95H263V93H262ZM35 96H36V95H35ZM43 96H44V95H43ZM45 96H46V95H45ZM45 96H44V97H45ZM118 96H119V95H118ZM141 96H142V95H141ZM160 96H161V95H160ZM164 96H165V95H164ZM164 96H163V97H164ZM167 96H168V95H167ZM180 96H181V94H180ZM185 96H187V95H185ZM197 96H198V94H197ZM219 96H220V95H219ZM225 96H226V95H225ZM97 97H98V96H97ZM127 97H128V95H127ZM132 97H134V96H132ZM139 97H140V96H139ZM144 97H146V96H144ZM144 97H143V98H144ZM193 97H194V96H193ZM195 97H196V96H195ZM212 97H213V95H212ZM251 97H252V96H251ZM38 98H39V96H38ZM103 98H105V97H103ZM159 98H160V97H159ZM170 98H171V96H170ZM179 98H180V97H179ZM262 98H263V97H262ZM29 99H31V98H29ZM42 99H43V98H42ZM49 99H50V98H49ZM127 99H128V98H127ZM165 99H166V98H165ZM174 99H175V98H174ZM176 99H177V98H176ZM180 99H181V98H180ZM182 99H183V98H182ZM186 99H187V98H186ZM188 99H189V97H188ZM194 99H195V98H194ZM201 99H202V98H201ZM219 99H220V97H219ZM253 99H254V98H253ZM256 99H257V98H256ZM150 100H151V99H150ZM153 100H154V99H153ZM153 100H151V101H153ZM155 100H156V99H155ZM155 100H154V101H155ZM259 101H260V100H259ZM36 102H38V101H36ZM42 102H43V101H42ZM155 102H156V101H155ZM161 102H162V101H161ZM161 102H160V103H161ZM261 103H262V102H261ZM39 104H40V103H39ZM154 104H155V103H154ZM162 104H163V103H162ZM164 104H165V103H164ZM164 104H163L162 106H164ZM35 105H37V104H35ZM155 105H156V104H155ZM40 106H41V105H40ZM47 106H48V105H47ZM43 107H44V106H43ZM158 107H159V106H158ZM47 108H49V107H47ZM100 108H101V107H100ZM154 108H155V107H154ZM110 109H111V108H110ZM105 110H106V108H105ZM157 110H158V109H157ZM165 110H166V108H165ZM43 111H44V110H43ZM106 111H107V110H106ZM137 111H139V110H137ZM141 111H142V110H141ZM187 111H188V109H187ZM189 111H191V110H189ZM34 112H35V111H34ZM36 112H37V111H36ZM49 112H50V111H49ZM163 112H164V111H163ZM183 112H184V111H183ZM192 112H193V110H192ZM40 113H41V112H40ZM107 113H108V112H107ZM126 113H127V112H126ZM134 113H135V112H134ZM138 113H139V112H138ZM158 113H159V112H158ZM168 113H169V111H168ZM184 113H185V112H184ZM37 114H38V113H37ZM100 114H101V113H100ZM128 114H129V113H128ZM132 114H133V113H132ZM161 114H162V113H161ZM180 114H181V113H180ZM182 114H183V113H182ZM182 114H181V115H182ZM193 114H194V113H193ZM200 114H201V113H200ZM165 115L167 116V114H165ZM191 115H192V114H191ZM195 115H196V114H195ZM104 116H105V115H104ZM174 116H175V115H174ZM183 116H184V115H183ZM188 116H189V115H188ZM201 116H202V115H201ZM41 117H42V116H41ZM47 117H48V116H47ZM135 117H136V116H135ZM195 117H196V116H195ZM199 117H200V116H199ZM33 118H34V117H33ZM167 118H168V117H167ZM184 118H185V116H184ZM38 119H39V118H38ZM44 119H45V118H44ZM46 119H47V118H46ZM100 119H101V118H100ZM129 119H130V118H129ZM192 119H193V118H192ZM196 119H197V117H196ZM104 120H105V119H104ZM134 120H135V119H134ZM177 120H178V119H177ZM187 120H189V118H188ZM197 120H200V119L198 118ZM204 120H206V119H204ZM35 122H36V121H35ZM48 122H49V121H48ZM187 122H188V121H187ZM194 122H195V121H193V123H194ZM200 122H201V121H200ZM200 122H199V123H200ZM196 123H197V122H196ZM199 123H198V124H199ZM202 123H203V122H202ZM35 124H36V123H35ZM50 124H51V123H50ZM191 124H192V122H191ZM198 124H195V125H198ZM67 125H68V124H67ZM205 125H206V124H205ZM208 125H210V124H208ZM37 126H40V125H37ZM190 126H191V125H190ZM201 126H202V125H201ZM211 126H212V125H211ZM81 127H82V126H81ZM81 127H80V128H81ZM193 127H194V126H193ZM209 127H210V126H209ZM209 127H208V128H209ZM49 128H50V127H49ZM53 128H54V127H53ZM76 128H77V127H76ZM197 128H198V127H197ZM210 128H211V127H210ZM212 128H213V127H212ZM33 129H34V128H33ZM188 129H189V128H188ZM193 129H194V128H193ZM37 130H38V129H37ZM50 130H51V129H50ZM87 130H88V129H87ZM87 130H86V131H87ZM208 130H209V129H208ZM26 131H27V130H26ZM41 131H42V130H41ZM202 131H203V130H202ZM209 131H210V130H209ZM44 132H45V131H44ZM48 132H49V131H48ZM53 132H54V131H53ZM61 132H62V131H61ZM72 132H73V131H72ZM83 132H84V131H83ZM54 133H55V132H54ZM54 133H53V135H54ZM67 133H68V132H67ZM91 133H92V132H91ZM202 133H204V132H202ZM33 134H34V133H33ZM69 134H70V133H69ZM76 134H77V133H76ZM187 134H188V136H189V133H187ZM45 135H46V134H45ZM63 135H64V132H63ZM82 135H83V134H82ZM35 136H36V135H35ZM40 136H41V135H40ZM72 136H73V134H72ZM88 136H89V135H88ZM195 136H196V135H195ZM77 137H78V135H77ZM90 137H91V136H90ZM148 137H150V136H148ZM191 137H192V136H191ZM53 138H54V137H53ZM142 138H143V137H142ZM142 138H141V139H142ZM189 138H190V137H189ZM192 138H193V137H192ZM205 138H206V136H205ZM80 139H82V138H80ZM88 139H89V138H87V140H88ZM145 139H146V138H145ZM186 139H187V138H186ZM147 140H148V139H147ZM149 140H150V138H149ZM78 141H81V140H78ZM84 141H85V140H84ZM151 141H152V140H151ZM51 142H52V141H51ZM74 142H75V141H74ZM142 142H145V141H142ZM142 142H141V144H142ZM185 142H186V141H185ZM88 143H89V142H88ZM148 143H149V142H148ZM154 143H155V142H154ZM154 143H153V144H154ZM156 143H157V142H156ZM170 143H171V142H170ZM45 144H46V143H45ZM174 144H175V143H174ZM52 145H53V144H52ZM56 145H57V144H56ZM66 145H67V143H66ZM84 145H85V144H84ZM144 145H145V143H144ZM147 145H149V144H147ZM48 146H49V145H48ZM48 146H47V147H48ZM54 146H55V145H54ZM57 146H58V145H57ZM153 146H154V145H153ZM157 146H159V145H157ZM170 146H171V145H170ZM58 147H59V146H58ZM67 147H68V146H67ZM77 147H78V146H77ZM89 147H90V146H89ZM154 147H155V146H154ZM159 147H160V146H159ZM159 147H158V148H159ZM162 147H164V146H162ZM40 148H41V147H40ZM49 148H50V147H49ZM65 148H66V147H65ZM73 148H74V147H73ZM75 148H76V147H75ZM147 148H149V147H147ZM164 148H165V147H164ZM50 149H51V148H50ZM81 149H82V148H81ZM145 149H146V148H145ZM154 149H155V148H154ZM159 149H160V148H159ZM159 149H158V150H159ZM162 149H163V148H162ZM162 149H161V150H162ZM44 150H45V149H44ZM53 150H54V148H53ZM83 150H85V148H84ZM149 150H150V149H149ZM181 150H182V149H181ZM50 151H51V150H50ZM62 151H63V150H62ZM67 151H68V150H67ZM138 151H139V150H138ZM140 151H142V150H140ZM146 151H147V150H145V152H146ZM165 151H166V150H165ZM41 152H42V151H41ZM46 152H47V151H46ZM152 152H153V151H152ZM162 152H163V151H162ZM170 152H171V151H170ZM58 153H60V152H58ZM82 153H83V152H82ZM155 153H156V149H155ZM171 153H172V152H171ZM88 154L91 155V152L88 153ZM149 154H150V152H149ZM152 154H153V153H152ZM158 154H160V153H158ZM162 154H163V153H162ZM164 154H165V153H164ZM169 154H170V153H169ZM183 154H184V153H183ZM202 154H203V153H202ZM40 155H41V154H40ZM43 155H44V153H43ZM142 155H144V154L142 153ZM154 155L156 156V154H154ZM167 155H168V152H167ZM56 156H57V155H56ZM63 156H64V155H63ZM71 156H73V155H71ZM157 156H158V155H157ZM157 156H156V157H157ZM173 156H174V155H173ZM176 156H177V155H176ZM34 157H36V156H34ZM37 157H38V156H37ZM76 157H77V156H76ZM82 157H83V156H82ZM140 157H141V156H139V158H140ZM144 157H145V156H144ZM151 157H152V156H151ZM174 157H175V156H174ZM32 158H33V157H32ZM45 158H46V155H45ZM56 158H57V157H56ZM56 158H55V159H56ZM160 158H161V157H160ZM163 158H164V157H163ZM167 158H168V156H167ZM81 159H82V158H81ZM130 159H131V158H130ZM136 159H137V158H136ZM156 159H157V158H156ZM170 159H171V158H170ZM34 160H35V159H34ZM52 160H53V158H52ZM69 160H70V159H69ZM36 161H37V160H36ZM44 161H45V160H44ZM48 161H49V160H48ZM48 161H47V162H48ZM63 161H64V160H63ZM66 161H67V160H66ZM66 161H65V164H66L65 166H68L67 163H66ZM83 161H84V160H83ZM154 161H155V160H154ZM154 161H153V162H154ZM156 161H157V160H156ZM165 161H166V160H165ZM38 162H39V161H38ZM42 162H43V161H42ZM87 162H88V161H87ZM34 163H35V162H34ZM40 163H41V162H40ZM56 163H57V162H56ZM60 163H61V162H60ZM68 163H69V164L71 163V164L73 165L72 162H68ZM164 163H165V162H164ZM199 163H200V162H199ZM36 164H37V163H36ZM71 164H70V165H71ZM51 165H52V164H51ZM56 165H57V164H56ZM70 165H69V166H70ZM40 166H41V165H40ZM43 166H44V164H43ZM53 166H54V165H53ZM77 166H78V165H77ZM83 166H84V163H83ZM46 167H47V165H46ZM55 167H57V166H55ZM73 167H74V166H73ZM79 167H80V166H79ZM79 167H78V168H79ZM81 167H82V166H81ZM170 167H171V166H170ZM66 168H68V167H66ZM70 168H71V166H70ZM75 168H77V167H75ZM50 169H51V168H50ZM50 169H49V170H50ZM53 169H54V167H53ZM73 169H74V168H73ZM62 170H63V168H62ZM43 171H44V169H43ZM64 171H65V170H64ZM71 171H73V170L71 169ZM71 171H70V172H71ZM74 171H75V169H74ZM50 172H51V171H50ZM53 172H54V171H53ZM61 172H62V171H61ZM68 172H69V171H68ZM75 172H78V170L76 169ZM82 172H83V171H82ZM72 173H73V172H72ZM188 173H189V172H188ZM56 174H57V173H56ZM73 174H74V173H73ZM77 174H78V173H77ZM77 174H76V175H77ZM47 175H48V174H47ZM52 175H53V174H52ZM58 175H59V174H58ZM58 175H57V178L59 177ZM179 175H180V174H179ZM186 176H187V175H186ZM165 177H166V176H165ZM187 177H188V176H187ZM50 178H51V177H50ZM52 178H53V177H52ZM52 178H51V179H52ZM55 178H56V177H55ZM64 178H65V177H64ZM189 178H190V176H189ZM201 178H202V177H201ZM220 179H221V178H220ZM53 180H54V178H53ZM56 180H57V179H56ZM222 180H223V178H222ZM222 180H220V181H222ZM239 180H240V179H239ZM244 180H245V179H244ZM61 181H62V179H61ZM64 181H65V180H64ZM86 181H88V179H87ZM101 181H102V180H101ZM153 181H155V179H154ZM156 181H157V179H156ZM161 181H164V180H161ZM182 181H183V180H182ZM218 181H219V180H218ZM57 182H60V179H59V181H57ZM102 182H103V181H102ZM151 182H152V181H151ZM157 182H158V181H157ZM50 183H51V182H50ZM220 183H222V182H220ZM235 183H236V181H235ZM237 183H238V182H237ZM237 183H236V184H237ZM53 184H54V183H53ZM158 184H159V183H158ZM161 184H162V183H161ZM161 184H160V186H161ZM184 184H185V183H184ZM238 184H239V183H238ZM114 185H115V184H114ZM153 185H154V184H153ZM162 185H163V184H162ZM221 185H222V184H221ZM64 186H65V185H64ZM219 186H220V185H219ZM240 186H241V185H240ZM102 187H103V186H102ZM155 187H156V186H155ZM162 187H163V186H162ZM103 188H105V187H103ZM149 188H150V187H149ZM156 188H157V187H156ZM163 188H164V187H163ZM216 188H217V187H216ZM221 188H222V187H221ZM239 188H240V187H239ZM114 189H117V188H114ZM157 189H158V188H157ZM106 190H107V188H106ZM109 190H110V189H109ZM111 190H112V189H111ZM236 190H237V189H236ZM240 190H241V189H240ZM112 191H113V190H112ZM149 191H150V190H149ZM238 191H239V189H238ZM147 192H148V191H147ZM155 192H156V191H155ZM118 195H119V194H118ZM75 196H76V195H75ZM88 196H89V195H88ZM83 197H84V196H83ZM78 198H80V197H78ZM81 199H83V198L81 197ZM86 200H87V199H86ZM83 201H84V200H83ZM249 202H250V201H249ZM84 203H85V201H84ZM82 204H83V203H82ZM82 204H81V205H82ZM85 204H86V203H85ZM85 204H84V205H85ZM194 204H195V203H194ZM256 205H257V204H256ZM190 206L193 207L192 205H190ZM195 206H196V205H194V208H193V209H195V208L197 207V206H196V207H195ZM203 206H204V205H203ZM247 206H248V204H247ZM253 206H254V205H253ZM257 206H258V205H257ZM189 208H190V207H189ZM205 208H206V207H205ZM205 208H203V209H205ZM210 208H211V206H210ZM212 208H213V206H212ZM250 208H251V207H250ZM184 209H185V208H184ZM196 209H197V208H196ZM196 209H195L194 211H196ZM216 210H219V209H215V210H212V209H211V211H212V212L214 211V213L217 212ZM224 210H225V209H224ZM232 210H233V209H232ZM256 210H257V209H256ZM88 211H89V210H88ZM185 211H186V209H185ZM202 211H203V210H202ZM202 211H201V213H202ZM206 211H207V208H206ZM215 211H216V212H215ZM226 211H228V210H226ZM243 211H244V209H243ZM243 211L241 210V212H243ZM187 212H189V209H188ZM187 212H186V213H187ZM199 212H200V211H197V214H198ZM247 212H249V210H248ZM250 212H251V211H250ZM259 212H260V211H259ZM261 212H262V211H261ZM181 213H182V212H181ZM186 213H185V214H186ZM190 213H191V209H190L189 215H190ZM193 213H194V212L192 211V214H193ZM214 213H213V214H214ZM245 213H246V212H245ZM257 213H258V211H257ZM182 214H183V213H182ZM199 214H200V213H199ZM219 214H220V213H219ZM219 214H217V215H219ZM222 214H223V212H222ZM237 214H238V217H239V213H237ZM251 214H252V213H251ZM195 215H196V212H195ZM195 215H191V216L194 217ZM200 215H202V214H200ZM200 215H199V216H200ZM259 215H260V214H259ZM186 216H187V215H186ZM219 216H223V215H219ZM224 216H225V215H224ZM230 216H231V215H230ZM245 216H246V214H245ZM247 216H249V214H248ZM254 216H255V215H254ZM260 216H261V215H260ZM183 217H184V214H183ZM196 217H197V215H196ZM200 217H201V216H200ZM242 217H243V214H242ZM255 217H256V216H255ZM179 218H180V217H179ZM198 218H199V217H197V219H198ZM210 218H211V213H210ZM220 218H221V217H220ZM228 218H229V217L226 216L225 219L228 220ZM192 219H193V218H191V220H192ZM195 219H196V218H195ZM203 219H205V218H203ZM221 219H222V218H221ZM223 219H224V218H223ZM233 219H234V218L230 219V221H232ZM236 219H238V218H235V220H236ZM240 219H241V218H240ZM240 219H238V221H239ZM243 219H244V217H243ZM245 219H246V218H245ZM245 219H244V220H245ZM263 219H264V218H263ZM177 220H178V218H177ZM177 220H175V222H176ZM185 220H186V219H185ZM187 220H188V219H187ZM193 220H194V219H193ZM213 220H215V219H213ZM213 220H212V221H213ZM235 220H234V221H235ZM260 220H261V219H260ZM183 221H184V219H183ZM200 221H203V220H200ZM217 221H218V220H217ZM222 221H224V220H222ZM241 221H242V220H241ZM246 221H247V219H246ZM249 221H250V220H249ZM251 221H252V220H251ZM254 221H255V220H254ZM256 221H258V220H256ZM186 222H187V221H186ZM188 222H189V221H188ZM210 222H211V221H210ZM235 222H237V220H236ZM243 222H244V221H243ZM177 223H178V222H177ZM179 223H180V219H179ZM182 223L185 224L184 222H182ZM189 223H190V222H189ZM206 223H207V221H206ZM214 223H216V222H214ZM224 223H225V221H224ZM231 223H233V221H232ZM239 223H240V221H239ZM239 223H237V224H239ZM251 223H252V222H251ZM253 223H257V222H253ZM263 223H264V221H263ZM172 224H173V227H174V222H173V220H172ZM217 224H218V222H217ZM226 224H228V223H226ZM240 224H241V223H240ZM243 224H244V223H243ZM243 224H241V226H242ZM246 224H247V222H246ZM248 224H250V223L248 222ZM186 225H187V224H186ZM203 225H204V224H203ZM220 225L224 226L222 223H221ZM251 225H253V227H254V228L252 227L251 230L255 229L254 224H251ZM255 225H256V224H255ZM258 225H260V224H257V226H258ZM261 225H262V223H261ZM147 226H148V225H147ZM169 226L172 227V225H170V224H169ZM177 226H178V225H177ZM180 226H181V225H180ZM190 226H191V224H190ZM190 226H189V227H190ZM194 226H195V224H194ZM198 226H199V225H198ZM216 226H217V225H216ZM226 226H228V225H226ZM226 226H225V227H226ZM229 226H230V225H229ZM263 226H264V225H263ZM263 226H262V228H263ZM163 227H164V226H163ZM166 227H167V226H166ZM171 227H170V228H171ZM175 227H176V226H175ZM178 227H179V226H178ZM186 227H187V226H186ZM189 227H188V228H189ZM195 227H196V226H195ZM195 227H194V228H195ZM199 227H201V226H199ZM205 227H206V226H205ZM220 227H221V226H220ZM243 227H244V225H243ZM245 227H246V226H245ZM117 228H118V227H117ZM168 228H169V227H168ZM234 228H235V226H234ZM234 228H233V229H234ZM247 228H248V227H247ZM256 228H257V227H256ZM163 229H166V228H163ZM171 229H172V228H171ZM182 229H184V226H183ZM185 229H186V228H185ZM204 229H205V228H204ZM209 229H210V228H209ZM211 229H212V228H211ZM219 229H220V228H219ZM224 229H226V228H224ZM228 229H230V231H231V233H232V230H231L232 228L229 227ZM228 229H226V230H228ZM54 230H55V229H54ZM142 230H144V229H142ZM146 230H148V229H146ZM175 230H176V229H175ZM175 230H173L174 233L172 232V234H175ZM196 230H198V229H196ZM248 230H249V229H248ZM258 230H259V229H258ZM260 230H261V229H260ZM139 231H140V230H139ZM139 231H137V232L139 233ZM157 231H158V230H157ZM170 231H172V230H170ZM205 231H206V230H205ZM217 231H218V230H217ZM235 231H237L236 228H235ZM235 231L233 230V233H235ZM239 231L242 232V234H243V231H241V230H239ZM254 231H255V233H256V230H254ZM254 231H251V232H254ZM262 231H263V230H261V232H262ZM135 232H136V231H135ZM137 232H136V233H137ZM141 232L143 233V231H141ZM144 232H145V231H144ZM148 232H149V231H148ZM154 232H155V231H154ZM160 232H161V230H160ZM160 232H159V233H160ZM166 232H167V231H165V233H166ZM185 232H186V230H185ZM191 232H192V231H191ZM198 232H199V231H198ZM257 232H259V231H257ZM182 233H183V232H182ZM259 233H260V232H259ZM145 234H146V233H145ZM145 234L143 233V235H145ZM167 234H168V232H167ZM177 234H178V233H176V235H177ZM186 234H187V233H186ZM186 234H185V235H186ZM188 234H189V233H188ZM190 234H191V233H190ZM194 234H195V233H194ZM209 234H210V232H209ZM212 234H213V232H212ZM240 234H241V233H240ZM1 235H2V234H1ZM134 235H135V234H134ZM139 235H141V234H139ZM143 235H142V238H141L142 240H143V239H146V236H143ZM146 235H147V234H146ZM165 235H166V234H165ZM168 235H169V234H168ZM176 235H175V236H176ZM181 235H182V234H181ZM199 235H200V233H199ZM201 235H202V234H201ZM201 235H200V236H201ZM217 235H220V234L217 233ZM255 235H257V234H255ZM49 236H50V235H49ZM137 236H138V235H137ZM173 236H174V235H173ZM175 236H174V237H175ZM188 236H189V235H188ZM190 236H191V235H190ZM200 236H199V237H200ZM229 236H230V235H229ZM231 236H232V235H231ZM231 236H230V237H231ZM262 236H263V235H262ZM63 237H64V236H63ZM140 237H141V236H140ZM140 237H138V238H140ZM143 237H145V238H143ZM147 237L149 238V236H147ZM177 237H179V236H177ZM192 237H193V235H192ZM205 237H206V235H205ZM208 237H209V236H208ZM212 237H213V235H212ZM215 237H216V236H215ZM220 237H222V236H220ZM225 237H226V236H225ZM244 237H245V236H244ZM251 237H252V235H251ZM158 238H159V237H158ZM165 238H166V237H165ZM165 238H164V239H165ZM187 238H188V237H187ZM200 238H201V237H200ZM206 238H207V237H206ZM206 238H204V239H206ZM218 238H219V237H218ZM242 238H243V237H242ZM259 238H260V237H259ZM132 239H135V241H136V238H135V237H133ZM141 239H138L137 242H138L139 240H141ZM156 239H157V238H156ZM169 239H170V238H169ZM173 239H174V238H173ZM176 239H177V238H176ZM176 239H174V240H176ZM182 239H183V238H182ZM195 239H196V238H195ZM204 239H203V240H204ZM207 239H208V238H207ZM226 239H228V238H226ZM254 239H255V238H254ZM261 239H263V238H261ZM261 239H260V240H261ZM149 240H151V239L149 238ZM158 240H159V239H158ZM158 240H157V241H158ZM161 240H162V241H166V239L163 240V237H162V239L160 238L159 242H160ZM167 240H168V239H167ZM198 240H199V238H198ZM201 240H202V239H201ZM201 240H200V241H201ZM244 240H246V239H244ZM244 240H243V241H244ZM257 240H259V239H257ZM260 240H259V241H260ZM263 240H264V239H263ZM263 240H262V241H263ZM59 241H60V240H59ZM128 241H129V239H128ZM128 241L126 242L127 244H128ZM130 241H131V240H130ZM143 241H144V240H143ZM143 241H142V242H143ZM162 241H161V242H162ZM181 241H182V240H181ZM186 241H187V239H186ZM188 241H189V240H188ZM190 241H191V239H190ZM200 241H199V242H200ZM217 241H218V240H217ZM223 241H224V240H223ZM223 241H222V242H223ZM131 242H132V241H131ZM131 242H130V245H131ZM137 242H136V243H137ZM142 242H141V246H142V244H144V243H142ZM147 242H148V241L146 240L145 243H147ZM152 242H153V240H152ZM152 242H149V243H151V245H152ZM167 242H168V241H167ZM167 242H166V243H167ZM170 242H171V241H170ZM170 242H169V243H170ZM173 242H174V241H173ZM193 242H194V241H193ZM193 242H192V243H193ZM199 242H198V243H199ZM207 242H208V241H207ZM232 242H233V240H232ZM235 242H236V241H235ZM64 243H65V242H64ZM132 243H134V241H133ZM138 243H139V242H138ZM155 243H156V242H155ZM166 243H165V244H166ZM181 243H182V242H181ZM203 243H204V242H203ZM229 243H230V241H229ZM242 243H243V242H242ZM246 243H248V241H247ZM254 243H255V242H254ZM254 243H253V244H254ZM134 244H135V243H134ZM134 244H133V245H134ZM139 244H140V243H139ZM139 244H138V245H135V248H136V246H137V248L139 249V247H138ZM163 244H164V243H163ZM167 244H168V243H167ZM167 244H166V245H167ZM170 244H171V243H170ZM190 244H191V243H190ZM195 244H196V243H195ZM200 244H201V243H200ZM206 244H207V243H206ZM133 245H131V247H132ZM148 245H150V244H148ZM148 245L146 244V245H144V246H148ZM160 245H162V244H160ZM171 245H172V244H171ZM171 245H170V246H171ZM173 245H174V244H173ZM173 245H172V246H173ZM212 245H213V244H212ZM212 245H211V246H212ZM219 245H220V244H219ZM233 245L235 246V244H233ZM237 245H238V244H237ZM237 245H236V246H237ZM246 245H247V244H246ZM124 246L126 247L125 244L123 245V247H124ZM141 246H140V247H141ZM162 246H163V245H162ZM164 246H165V245H164ZM179 246L181 247L182 245H178V248H180ZM184 246H185V245H184ZM191 246H192V245H191ZM191 246H190V248H191ZM194 246H195V245H194ZM200 246H201V245H200ZM203 246H204V245H203ZM208 246H210V245H208ZM215 246H216V245H215ZM223 246H224V245H223ZM231 246H232V244H231ZM236 246H235V247H236ZM255 246H257V245H255ZM261 246H262V245H260V247H261ZM263 246H264V245H263ZM9 247H10V246H9ZM152 247H153V246H152ZM152 247H151V248H152ZM157 247H159V244L157 245ZM168 247H169V245H168ZM168 247H167V248H168ZM175 247H176V246H174V248H175ZM242 247H243V246H242ZM252 247H253V245H252ZM260 247H259V248H260ZM133 248H134V247H133ZM186 248L188 249V245H186ZM208 248H209V247H208ZM228 248H229V246H228ZM230 248H231V247H230ZM238 248H239V246H238ZM238 248H237V249H238ZM245 248H246V246H245ZM250 248H251V247H250ZM257 248H258V247H257ZM123 249H124V248H123ZM130 249H131V248H130ZM140 249H141V248H140ZM142 249H143V248H142ZM162 249H163V248H162ZM172 249H173V247H172ZM184 249H185V248H184ZM195 249H197V248H195ZM201 249H202V248H201ZM216 249H217V248H216ZM111 250H112V249H111ZM115 250H116V248L114 249V251H115ZM128 250H129V249H128ZM144 250H146V248H145ZM149 250H150L149 252H151V250H153V248H152V249H149ZM156 250H157V248L155 249L154 252H156ZM175 250H176V248H175ZM175 250H174V253H176ZM180 250H181V248H180ZM198 250H199V249H198ZM202 250H203V249H202ZM224 250H225V249H224ZM231 250H232V249H231ZM231 250H230V251H231ZM250 250H251V249H250ZM253 250H254V249H253ZM1 251H2V250H1ZM101 251H102V250H101ZM104 251H105V250H104ZM119 251H120V250H119ZM119 251H118V252H119ZM130 251H131V250H130ZM159 251H160V250H159ZM172 251H173V250H172ZM172 251H171V252H172ZM177 251H178V250H177ZM207 251H208V250H207ZM209 251H210V250H209ZM226 251H228V250H226ZM46 252H47V251H46ZM49 252H50V251H49ZM49 252H48V253H49ZM92 252H93V251H92ZM112 252H113V251H112ZM125 252H126V251H125ZM128 252H129V251H128ZM132 252H135V253H136V250H134V251L132 250ZM132 252H130V253H132ZM137 252H138V251H137ZM139 252H141V251L139 250ZM147 252H148V251H147ZM152 252H153V251H152ZM181 252H182V251H181ZM199 252H200V251H199ZM256 252H257V251H256ZM258 252H260V251H258ZM94 253H95V252H94ZM98 253H99V251H98ZM107 253H108V252H106V254H107ZM110 253H111V252H110ZM120 253H121V251H120ZM120 253H119V254H120ZM122 253H123V251H122ZM122 253H121V255H122ZM135 253H134V254H135ZM141 253H142V252H141ZM157 253H158V252H157ZM163 253H164V252H163ZM182 253H183V252H182ZM182 253H181V254H182ZM191 253H192V251H191ZM213 253H214V251H213ZM213 253H212V254H213ZM223 253H224V251H223ZM226 253H228V252H226ZM245 253H246V252H245ZM245 253H244V254H245ZM49 254H50V253H49ZM80 254H82V253H80ZM84 254H85V253H84ZM87 254H88V251H87ZM89 254H90V253H89ZM100 254H101V253H100ZM100 254H99V255H100ZM112 254H113V253H112ZM115 254H116V253H115ZM115 254H114L113 256H115ZM123 254H126V253H123ZM132 254H133V253H132ZM145 254H146V252H145ZM145 254H144V257H145ZM150 254H151V253H150ZM161 254H162V253H161ZM164 254H165V253H164ZM171 254H172V253H171ZM185 254H186V253H185ZM197 254H198V253H197ZM199 254H200V253H199ZM210 254H211V253H210ZM97 255H98V254H97ZM107 255H108V254H107ZM116 255H117V254H116ZM127 255H128V254H126L125 256L127 257ZM142 255H143V254H142ZM142 255H141V257H142ZM147 255H148V254H147ZM173 255H174V254H173ZM176 255H177V254H176ZM176 255H174V256H176ZM178 255H179V254H178ZM190 255H191V254H190ZM195 255H196V254L193 253V256H195ZM206 255H207V254H206ZM219 255H220V253H219ZM221 255H222V254H221ZM232 255H233V254H232ZM234 255H235V254H234ZM234 255H233V256H234ZM251 255H252V254L250 253V256H251ZM50 256H51V255H50ZM52 256H53V255H52ZM52 256H51V257H52ZM82 256H83V255H82ZM149 256H150V255H149ZM149 256H148V257H149ZM153 256H154V255H153ZM156 256H158V255H156ZM161 256H162V255H161ZM200 256H201V255H200ZM200 256H198V257H200ZM207 256H208V255H207ZM213 256H214V255H213ZM216 256H217V255H216ZM238 256H239V255H238ZM44 257H45V255H44ZM47 257L49 258L48 255H47ZM93 257H94V256H93ZM120 257H121V256H120ZM122 257H123V256H122ZM122 257H121V258H122ZM134 257H135V256H134ZM144 257H143V258H144ZM170 257H171V256H170ZM172 257H173V256H172ZM185 257H186V256H185ZM196 257H197V255H196ZM211 257H212V256H211ZM218 257H219V256H218ZM220 257H221V256H220ZM230 257H231V256H230ZM241 257H242V256H241ZM241 257H240V258H241ZM246 257H247V256H246ZM254 257H255V256H254ZM31 258H32V257H31ZM52 258H53V257H52ZM56 258H57V257H56ZM75 258H76V257H75ZM79 258H80V257H79ZM87 258H88V257H87ZM94 258H95V257H94ZM98 258H99V257H98ZM98 258H96V259H97V261H98V263H99ZM136 258H137V255H136ZM138 258H139V257H138ZM138 258H137V259H138ZM154 258H155V256H154ZM167 258H168V254H167ZM174 258H175V257H174ZM180 258H182V257H180ZM189 258H190V257H189ZM204 258H205V257H204ZM215 258H216V257H215ZM235 258H236V257H235ZM251 258H253V257H251ZM261 258H262V257H261ZM100 259H101V256H100ZM105 259H106V257H105ZM116 259H120V258H116ZM130 259H131V258H130ZM133 259H134V258H133ZM148 259L151 260V257L148 258ZM170 259H171V258H170ZM201 259H202V258H201ZM232 259H233V258H232ZM232 259H231V260H232ZM255 259H256V257H255ZM258 259H260V258H258ZM16 260H17V259H16ZM44 260H45V258H43V261H44ZM52 260H53V259H51V261H52ZM57 260H58V259H57ZM60 260H61V259H60ZM94 260H95V259H94ZM94 260L92 259V261H94ZM107 260H108V259H107ZM110 260H111V258H110ZM150 260H149V261H150ZM152 260H153V258H152ZM179 260H180V259H179ZM206 260H207V258H206ZM215 260H216V259H215ZM234 260H236V259H234ZM247 260H248V259H247ZM256 260H257V259H256ZM263 260H264V258H263ZM11 261H12V260H11ZM14 261H15V260H14ZM46 261H49V259L46 260ZM81 261H82V260H81ZM83 261H85L84 258H83ZM88 261H89V260H88ZM108 261H109V260H108ZM116 261H117V260H116ZM120 261H121V259H120ZM122 261H123V260H122ZM122 261H121V263L124 264V262H122ZM125 261H126V260H125ZM134 261H135V260H134ZM154 261H156V260H153V262H154ZM176 261H178L177 258H176V260H175V264H176ZM181 261L183 262V260H181ZM184 261H185V260H184ZM198 261H199V260H198ZM211 261H212V260H211ZM239 261H240V260H239ZM244 261H245V260H244ZM250 261H252V259H250ZM259 261H261V260H259ZM15 262H16V261H15ZM37 262H39V261L37 260ZM37 262H36V263H37ZM54 262H55V261H53V264H54ZM79 262H80V261H79ZM94 262H95V261H94ZM112 262H113V261H112ZM146 262H148V261H146ZM150 262H151V261H150ZM166 262H167V261H166ZM204 262H205V261H204ZM209 262H210V261H209ZM214 262H215V261H214ZM240 262H242V261H240ZM240 262H239V263H240ZM248 262H249V261H248ZM261 262H262V261H261ZM2 263H3V262H2ZM30 263H31V262H30ZM36 263H35V264H36ZM46 263H47V262H46ZM49 263H51V262H49ZM55 263H57V261H56ZM58 263H59V261H58ZM60 263H61V262H60ZM75 263H77V262H75ZM86 263H87V262H86ZM90 263H92V262H90ZM110 263H111V262H110ZM110 263H109V264H110ZM126 263H127V262H126ZM137 263H138V262H137ZM137 263H136V264H137ZM139 263H140V262H139ZM155 263H156V262H155ZM157 263H158V262H157ZM178 263H179V262H178ZM178 263H177V264H178ZM186 263H187V262H186ZM191 263H192V262H191ZM200 263H201V262H200ZM257 263H258V261H257ZM257 263H256V264H257ZM259 263H260V262H259ZM0 264H1V263H0ZM5 264H10V263L7 262V263H5ZM15 264H16V263H15ZM31 264H32V263H31ZM43 264H44V262H43ZM64 264H65V263H64ZM82 264H83V263H82ZM94 264H97V262H95ZM104 264H106V263H104ZM160 264H161V263H160ZM179 264H180V263H179ZM181 264H182V263H181ZM187 264H188V263H187ZM206 264H207V263H206ZM208 264H209V263H208ZM221 264H224V263H221ZM230 264H231V263H230ZM234 264H235V263H234ZM243 264H244V263H243ZM252 264H255V262L252 261ZM262 264H264V263H262Z\"/></svg>",
  "mask_w": 264,
  "mask_h": 264
}]
</instances>
